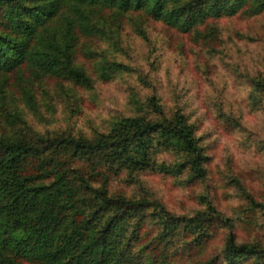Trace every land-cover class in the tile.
Listing matches in <instances>:
<instances>
[{
	"label": "trees",
	"instance_id": "obj_1",
	"mask_svg": "<svg viewBox=\"0 0 264 264\" xmlns=\"http://www.w3.org/2000/svg\"><path fill=\"white\" fill-rule=\"evenodd\" d=\"M243 8L260 13L264 0H0V74L23 66L35 76L87 80L71 58L79 37L95 32V18L104 10L142 11L186 31ZM252 81L259 96L251 100L264 109V79ZM147 100L152 115L122 116L90 138L0 134V264H175L179 256L190 264L264 260V243L237 241L234 219L209 200L193 215H174L156 199L109 191V174L121 168L175 173L187 167L189 179L205 175L206 156L186 115L179 108L165 114L153 95ZM156 146L176 156L171 167L151 163ZM151 208L160 226L136 243ZM126 227L131 231L122 239ZM218 227L227 232L219 249L207 254Z\"/></svg>",
	"mask_w": 264,
	"mask_h": 264
},
{
	"label": "rangeland",
	"instance_id": "obj_2",
	"mask_svg": "<svg viewBox=\"0 0 264 264\" xmlns=\"http://www.w3.org/2000/svg\"><path fill=\"white\" fill-rule=\"evenodd\" d=\"M95 22V32L79 37L71 58L88 78L82 83L35 76L23 66L0 74V134L90 138L122 116L152 115L147 99L153 95L165 114L179 108L193 125L205 175L189 179L187 167L175 173L121 168L109 174V191L156 199L174 215H193L209 200L234 219L237 241L264 243V109L251 100L259 96L252 80L264 79V11L243 8L186 31L142 11L104 10ZM151 158L171 167L176 156L156 146ZM146 211L136 243L160 226L155 209ZM130 231L126 227L122 239ZM226 232L215 228L205 253L216 252ZM175 264L190 263L179 256Z\"/></svg>",
	"mask_w": 264,
	"mask_h": 264
}]
</instances>
